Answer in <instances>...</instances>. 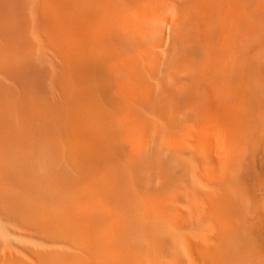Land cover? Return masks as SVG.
Instances as JSON below:
<instances>
[{
  "label": "rangeland",
  "instance_id": "1",
  "mask_svg": "<svg viewBox=\"0 0 264 264\" xmlns=\"http://www.w3.org/2000/svg\"><path fill=\"white\" fill-rule=\"evenodd\" d=\"M43 1L16 0L13 10L12 0H0V9L18 23L25 13L23 38L33 58L51 68L55 54L38 23ZM113 10L114 0H104L102 18L108 20L99 27L106 34ZM121 18L127 33L109 66L127 80L104 87L102 99L95 96L110 112L106 133L99 131L107 153L91 173L104 179L105 192H92L88 263L212 264L209 251L215 249L221 264H264V80L255 72L264 60V0H136L122 8ZM6 25L0 59L20 42L14 21ZM7 75L0 66V77L12 83ZM49 88L41 87L42 94ZM61 88L79 95L78 87H57V100ZM81 89L88 100L94 97L92 87ZM0 90L7 97L20 91ZM113 98L124 103L121 114L112 115ZM232 112L229 129L224 114ZM84 114H73L77 135ZM62 164L67 170L68 162ZM69 173L81 177L74 165ZM6 220L0 218V260L18 249L25 263L35 253L36 264H48L56 254L49 243L56 241L14 230ZM82 234L74 227L80 242Z\"/></svg>",
  "mask_w": 264,
  "mask_h": 264
},
{
  "label": "bare ground",
  "instance_id": "2",
  "mask_svg": "<svg viewBox=\"0 0 264 264\" xmlns=\"http://www.w3.org/2000/svg\"><path fill=\"white\" fill-rule=\"evenodd\" d=\"M15 1L12 0L10 7L18 10L19 3ZM135 1L114 0L115 14L111 17L114 25L106 34L103 27H99L108 20L102 18L104 0H44L39 8L38 23L55 54V64L51 68L33 58V48H29L23 38L25 13L23 17L21 10L18 23L19 19L12 16V12L0 9V32L4 31L9 21H14L12 33L20 41L19 44H11L0 59V62L4 61L1 69L12 78V83H9L7 78L0 77V87L20 89L8 97L0 90V218L7 219L10 228L26 235L33 233L54 239L56 243L52 246L49 243L48 251L56 254L47 257L48 264H89L85 255L92 248L90 229L93 218L87 213L90 212V204L95 201L92 192H105L104 179H93L91 173L99 161H104L108 148L99 131L103 135L106 133V112L110 110L105 108L104 102L100 103L102 97L99 92L105 94L104 87H117V82L127 80L124 75L121 76L120 70L114 76L109 65L110 60L119 57L124 40L121 35L127 33L128 22L121 18L122 8ZM92 23L94 29L91 28ZM133 25L135 37L139 32L136 24ZM199 45H194L195 50L201 49ZM8 58L11 62L6 61L8 64L5 65ZM255 70L264 80V60ZM35 87H39L36 92ZM41 87L53 88H49L48 92L43 89L42 94ZM57 87H78L79 95L74 97L66 89L62 92L61 88L57 100ZM81 87H92L94 97L88 100L85 93L86 98L82 96ZM96 93L101 99L95 98ZM122 103L119 98H113L112 115L123 112ZM244 106L250 107L247 103ZM80 110L87 114L80 118L85 116L86 120L77 135L73 129V114L78 117ZM232 116L236 117V113H230L229 117L224 114L223 124L229 129L228 121L233 120ZM65 150L71 154L62 158ZM64 159L68 162L67 170L62 164ZM73 165L74 170L81 174L80 178L69 173ZM60 216H65V219ZM74 227L78 232L82 228L85 238L81 242L73 236ZM209 253L212 264L223 262L218 250L210 249ZM26 254L32 255L30 250ZM34 255L30 258L31 264H36ZM96 255L101 260L104 253L98 250ZM24 259V251L16 249L4 262L0 260V264H27Z\"/></svg>",
  "mask_w": 264,
  "mask_h": 264
}]
</instances>
